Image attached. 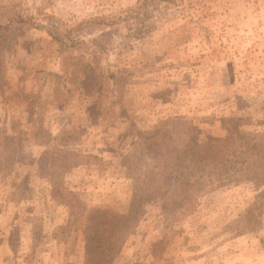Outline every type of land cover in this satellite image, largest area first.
Returning a JSON list of instances; mask_svg holds the SVG:
<instances>
[{
    "label": "rangeland",
    "instance_id": "1",
    "mask_svg": "<svg viewBox=\"0 0 264 264\" xmlns=\"http://www.w3.org/2000/svg\"><path fill=\"white\" fill-rule=\"evenodd\" d=\"M230 127L264 0H0V264H83L78 202L133 220L110 264H264V182L195 162Z\"/></svg>",
    "mask_w": 264,
    "mask_h": 264
},
{
    "label": "trees",
    "instance_id": "2",
    "mask_svg": "<svg viewBox=\"0 0 264 264\" xmlns=\"http://www.w3.org/2000/svg\"><path fill=\"white\" fill-rule=\"evenodd\" d=\"M226 131V136L222 139L209 137L201 142L196 140L193 143L195 162L205 167H211L222 164L221 158L223 157L226 164L223 172L229 173L233 164L239 165V168L235 170L238 177L244 175V177L255 178L263 183L264 133L250 134L235 127L227 128ZM207 175L211 178L213 174ZM229 179L228 177L227 180ZM195 182L198 184V181ZM193 186L194 184H191V187ZM263 198L264 189L258 193L257 199L246 212L252 211L256 213V216H259V200ZM77 204L80 214L84 215L83 264H110L125 236L132 229L133 220L129 219L130 215H119L109 209L86 208L80 202Z\"/></svg>",
    "mask_w": 264,
    "mask_h": 264
}]
</instances>
